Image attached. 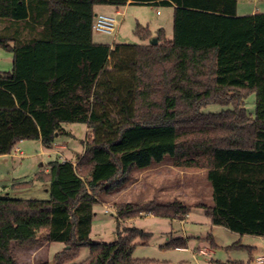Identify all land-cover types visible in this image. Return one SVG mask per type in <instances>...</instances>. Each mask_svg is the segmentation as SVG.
Segmentation results:
<instances>
[{"label":"trees","instance_id":"trees-1","mask_svg":"<svg viewBox=\"0 0 264 264\" xmlns=\"http://www.w3.org/2000/svg\"><path fill=\"white\" fill-rule=\"evenodd\" d=\"M155 5L173 9V36L138 26L141 44L97 43L96 8ZM239 0H0V47L13 68L0 71V157L22 141L52 150L74 137L69 124L87 127L83 154L59 157L35 178L48 200L0 198V264H18L13 247L41 240L90 255L80 264H153L134 258L135 241L151 234L123 221L143 215L185 221L180 200L115 205L117 240L90 239L102 194L122 188L134 170L167 158L202 170L212 188L205 210L212 225L264 238V13L240 16ZM156 41V44L153 41ZM255 95V113L245 100ZM218 104L229 109L203 113ZM40 234L42 235L40 237ZM179 238L167 247L187 249ZM213 249L217 248L211 241ZM250 259L218 264H252Z\"/></svg>","mask_w":264,"mask_h":264},{"label":"rangeland","instance_id":"rangeland-1","mask_svg":"<svg viewBox=\"0 0 264 264\" xmlns=\"http://www.w3.org/2000/svg\"><path fill=\"white\" fill-rule=\"evenodd\" d=\"M242 4L260 8L264 0H243ZM172 8L155 5H128L120 8V16H116L117 9L112 6H98L96 13L116 16L120 26L114 34L94 33L97 43L108 44H141L136 35L138 26L148 28L155 33L164 29L169 39L173 36ZM159 13V14H158ZM14 55L12 51L0 47V71L10 72L13 68ZM245 108L249 114L256 109L255 95H249L245 100ZM227 107L211 104L202 109L203 113H220ZM67 130L74 137H59L56 143L66 142L75 153L83 151L82 141L86 140L90 132L87 127L79 124H69ZM30 150H24L26 156L36 153V141H27ZM67 152V151H66ZM73 154L76 155V154ZM68 155V153H67ZM59 156L46 154L35 163L43 161L44 166L56 160ZM74 158V157H73ZM36 163V164H37ZM76 165V164H75ZM38 166V165H37ZM35 178L34 166L31 161L12 157H0V198L21 200H48L49 194L44 193L43 184L36 182L23 189H15L13 185L21 180L29 181ZM210 183L207 182L204 171L195 169H181L173 165V160L167 158L162 164H154L149 169L134 170L127 183L110 194H102L95 207L96 216L93 220L90 239L94 242L112 243L117 240L118 222L115 218V205L120 203H139L154 200L158 204H168L180 200L192 207V211L182 223L150 215L123 221L121 228L136 227L151 234L147 240H136L134 258L148 260L153 264H218L228 261L247 262L250 255L246 249L232 248L240 245L254 248V257H264V238L257 236H241L221 226H214L205 210L195 208L198 205L211 207ZM42 235L40 234V237ZM42 238V237H41ZM183 238L188 242L187 249H174L167 245L176 239ZM217 245L211 246V241ZM69 250L61 243L44 242L41 240L36 246L21 247L14 245L13 253L18 264H80L88 259L90 250L82 247L79 256L71 262H63L64 252Z\"/></svg>","mask_w":264,"mask_h":264},{"label":"crops","instance_id":"crops-1","mask_svg":"<svg viewBox=\"0 0 264 264\" xmlns=\"http://www.w3.org/2000/svg\"><path fill=\"white\" fill-rule=\"evenodd\" d=\"M242 2H243V0H239V4H238V8H237V13L240 16L253 15V14H256V13H264V5H262L260 8H258V7H249L247 5L242 4ZM171 10H172V15H173V9H171ZM117 12H119V11H117ZM100 14H104V13H100ZM96 15H99V13H96ZM35 143H36L35 146L37 147L39 152L37 151L36 153H31L30 155L26 156L23 151L24 150H30L29 149L30 146H29L27 141H22L15 147V149L13 150L11 155H5V156H2V157H12L14 159H22L25 162L31 161V165L34 166V175H36L38 172H40V171H48V169H47L46 166H44V163H43L42 160H40L39 163L36 162L37 163L36 164L35 163V159H39V158H41L43 156H46V154H49V156L54 154L56 156H59V158L61 160H63V161H72V162H74V164H76L78 155L79 154L82 155L83 152H84V151H82L81 153H77V152L75 153L72 149H70L68 147L66 142L56 143L52 150L45 149L42 146V143L40 141H36ZM83 150H84V148H83ZM67 153H68V155H67ZM74 153L76 155L73 156ZM25 181H26V179L25 180H21L19 182H25ZM43 187H44V193L49 194L48 187L46 185H44V184H43ZM209 188H210V191H211V200H212L211 206H213L214 203H213V197H212V188H211V186ZM199 206L200 205H198L195 208H199ZM181 222L183 223L184 221H181Z\"/></svg>","mask_w":264,"mask_h":264},{"label":"built area","instance_id":"built-area-1","mask_svg":"<svg viewBox=\"0 0 264 264\" xmlns=\"http://www.w3.org/2000/svg\"><path fill=\"white\" fill-rule=\"evenodd\" d=\"M116 16H120V12H117ZM116 16H109L105 14L97 15L94 25L95 32L114 34L117 30V27L120 26V22L117 20ZM257 262L259 264H264V257H259Z\"/></svg>","mask_w":264,"mask_h":264},{"label":"water","instance_id":"water-1","mask_svg":"<svg viewBox=\"0 0 264 264\" xmlns=\"http://www.w3.org/2000/svg\"><path fill=\"white\" fill-rule=\"evenodd\" d=\"M153 43L156 44V41L154 40Z\"/></svg>","mask_w":264,"mask_h":264}]
</instances>
